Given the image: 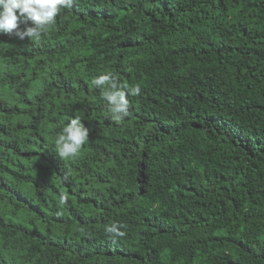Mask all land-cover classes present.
Returning <instances> with one entry per match:
<instances>
[{"label": "trees", "instance_id": "16d2710c", "mask_svg": "<svg viewBox=\"0 0 264 264\" xmlns=\"http://www.w3.org/2000/svg\"><path fill=\"white\" fill-rule=\"evenodd\" d=\"M56 20L0 80V264H264V0H73ZM106 72L141 87L119 124L90 87ZM76 116L89 140L61 160Z\"/></svg>", "mask_w": 264, "mask_h": 264}, {"label": "clouds", "instance_id": "9594fccd", "mask_svg": "<svg viewBox=\"0 0 264 264\" xmlns=\"http://www.w3.org/2000/svg\"><path fill=\"white\" fill-rule=\"evenodd\" d=\"M73 0H0V80L5 71L13 68L20 61L33 60L37 54V44L43 38L54 41L56 29H52L56 18L65 9H71ZM32 42L31 46L27 45ZM90 87L101 89V97L106 105V118L117 124L131 115L128 96H138L140 84L134 86L121 82L114 72H106L94 77ZM90 129L85 126L80 116H76L57 133L54 140L55 151L61 160H75L82 147L87 144ZM67 195L63 191L59 205L63 207ZM62 213H57L61 215ZM126 224L112 223L106 232L112 236L113 243L117 237L125 236L121 228ZM81 232L85 230L80 229ZM91 238V233H87Z\"/></svg>", "mask_w": 264, "mask_h": 264}]
</instances>
